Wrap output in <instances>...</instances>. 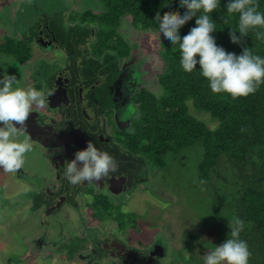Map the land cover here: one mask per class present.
<instances>
[{
	"label": "rangeland",
	"instance_id": "obj_1",
	"mask_svg": "<svg viewBox=\"0 0 264 264\" xmlns=\"http://www.w3.org/2000/svg\"><path fill=\"white\" fill-rule=\"evenodd\" d=\"M102 10L100 0H0V44L6 39L22 41L31 55L30 62L19 64L0 51V75L4 72L14 74L20 86L36 87L38 84L40 90L46 93L53 75L60 69L75 71L73 62L77 56L79 64L100 76L105 86L113 84L118 102H126L122 108L123 114L130 121L129 124H133L137 119H128L127 116L129 112L137 110L134 100L137 88L138 93L142 88L151 91L158 89L156 76L162 67L153 44L157 46L161 37L150 34V31H141L131 24L129 17L124 18L117 29L118 34L125 41L138 46L132 50L134 46L129 45L132 52L125 60L130 58L129 65L132 66L120 67L123 60L119 58L115 59L117 64L111 63L107 57L109 53H105L99 61H93L88 56L93 51L92 30L95 26L81 24L77 18L87 11L100 14ZM39 32L46 36L53 34L56 47L33 45ZM34 78L38 80L37 84H34ZM192 112L208 128L215 127L207 114ZM127 135V132L120 134V139L127 138ZM20 139H23L22 135ZM120 144L125 150L121 141ZM202 155V147L195 145L178 154H167L162 167L144 160L137 175L142 181L135 184L137 188L131 194L130 202L122 203L123 207L117 205V202L124 200L122 195L104 208H100L98 199L93 198L87 203L83 211L85 217L91 213L98 215L96 219L100 220L99 212L105 209L116 212V221L105 220L104 224L95 222V230L84 226L88 224L84 219L73 227L70 219L63 221L58 216L45 217L40 210L41 195L24 192L18 177L36 187L51 179L48 159L33 147L31 152L25 154L21 169L15 173L0 170V264H88V261L92 264V255H87L86 260L79 257L78 261L73 262L65 256L64 250L57 249L56 253L54 249L64 244H67L66 248H72L74 243H78L77 237H83V232L79 235L75 232L78 228H83L86 236L92 240H96L93 232L99 230L104 233L103 239L108 235L121 238L127 232L131 235L129 244L134 247L148 243L135 244L137 238L141 241L151 239L164 250V255L156 257V264H203V257L213 248L212 242L215 240L211 231H226L223 227L231 219L225 221L222 228H214L221 227L212 218L219 211L213 215L211 213L215 196L196 177V166ZM79 203L81 207L85 206L80 199ZM139 230V233H133ZM88 243L89 252H94L95 243ZM80 244L85 248L83 241ZM40 245L50 252L40 249L36 254V248Z\"/></svg>",
	"mask_w": 264,
	"mask_h": 264
},
{
	"label": "trees",
	"instance_id": "obj_2",
	"mask_svg": "<svg viewBox=\"0 0 264 264\" xmlns=\"http://www.w3.org/2000/svg\"><path fill=\"white\" fill-rule=\"evenodd\" d=\"M100 1L103 5L100 14L87 11L84 16L97 27V36L104 38L101 43L113 41L123 59L132 45L118 34L124 18L129 17L131 24L143 32L159 34L158 25L153 22L157 16L162 20L166 15L185 11L178 7L179 0ZM226 3L227 0H220L219 7L210 13L217 28L211 33L216 44L236 54L244 46L253 47L264 56V42L258 41L252 30L241 37V43L230 42L229 28L237 26L238 14L226 13ZM257 3L259 10L264 11V0ZM195 19L191 18L178 29L181 37L195 26ZM153 48L162 67L156 76L158 89L139 90L140 116L131 127L134 131L127 132V138L122 139V145L156 167L163 166L164 157L169 153L178 154L195 145L201 146L203 155L196 166V177L215 196L211 213L219 211L212 218L221 227H213L222 228L231 219L223 227L226 231H211L215 237L213 247L223 243L233 216H239L245 223L241 238L247 241L251 252L248 264H264V84L243 97L212 93L207 80L199 73V65L190 73L181 69L178 44L171 45L159 38ZM0 51L20 61L28 57L26 46L12 40L2 42ZM192 111L210 116L215 127L208 128ZM108 214L115 218L112 212ZM81 249L80 245L73 246L68 258L72 259Z\"/></svg>",
	"mask_w": 264,
	"mask_h": 264
},
{
	"label": "flooded vegetation",
	"instance_id": "obj_3",
	"mask_svg": "<svg viewBox=\"0 0 264 264\" xmlns=\"http://www.w3.org/2000/svg\"><path fill=\"white\" fill-rule=\"evenodd\" d=\"M84 13L78 16V22L92 25L91 20L86 19ZM97 33L98 29L95 26L92 30L93 51L88 57L92 58L93 61H99L105 53H109L107 57L111 63L117 64L115 59L119 58V60H123L120 67L132 66L129 65L130 58L125 60L132 51L129 50V54L123 59L114 42L102 44L101 40L103 41L104 38L101 35L98 37ZM49 36L39 32L33 45L41 48L56 47V38L53 34H49ZM13 42L26 46L22 41L15 40ZM132 45L134 49L138 47L135 43ZM26 48L28 49V57L24 61H20L11 55L7 56L12 57L19 64H26L31 61L29 48L27 46ZM79 62L80 60L75 56L73 62L75 71L60 69L53 75L49 90L45 93L47 95L49 91L53 92L47 98L48 104L43 108L34 106L32 113L25 121L26 128L22 136H29L32 148L38 149L48 159V167L51 172L50 181H45L36 187L19 177L17 180L21 181L24 192H36L37 195L38 193L41 195L39 198L40 210L43 211L45 217L57 218L58 216L63 221L70 219L73 227L84 219L88 222L84 226L97 230L93 223L102 222L104 224L105 220L116 221L115 216L113 218L110 214L105 215L108 212H112V214L116 212L105 209L102 213L99 212L100 220L96 219L98 216L96 214L89 213L85 217L83 211L88 206L87 203L93 198L94 200L98 199L100 208H104L110 206L115 199L122 195L124 200L117 202V205L123 207L122 203L130 202V196L137 188L135 184L142 181L137 177L138 169L141 168L147 158L140 154H133L127 149L123 150L120 144L122 141L120 134L129 133V127L133 126V124H129L130 121L123 114L122 108L126 102H118L113 84L110 83L105 86L100 76L94 75L90 68L82 67ZM34 80V84H37L38 80L35 78ZM36 88L41 89L38 84ZM105 88L108 89L105 90ZM138 89L134 95L137 110ZM51 106L56 107L51 108ZM98 106L101 107L98 109ZM88 141H92L94 145L108 151L113 156L117 173L114 176L110 174L101 182L71 185L63 175L62 165H66L67 161L73 159L77 150L84 149ZM128 152L130 154H127ZM23 172L27 175L26 171ZM79 199L80 202L84 201V207H81ZM136 220L137 218L135 223ZM99 231L93 232L96 240H92L86 236L83 228L76 229L75 232L78 235L83 232V237L82 235L78 236L79 242L74 243V246H81L80 242L82 241L86 245L85 248L82 247L80 251L71 256V261L76 262L79 257L86 260L87 255H92V264H156L154 263L156 257L164 255L162 246L153 243L151 239L141 241L137 238L135 244L148 243L147 245L137 244L134 247L129 244L131 235L127 232L121 238L108 235L103 239L104 233ZM139 232L140 230L133 233ZM87 240L95 243L94 252H89ZM66 245L54 247V249H56V253H58L57 249L64 250V254L68 258L67 255H69L71 248H66ZM40 249L50 252L40 245L36 248L35 253L40 252ZM88 264H91L90 261Z\"/></svg>",
	"mask_w": 264,
	"mask_h": 264
},
{
	"label": "clouds",
	"instance_id": "obj_4",
	"mask_svg": "<svg viewBox=\"0 0 264 264\" xmlns=\"http://www.w3.org/2000/svg\"><path fill=\"white\" fill-rule=\"evenodd\" d=\"M220 5V0H179L178 7L183 14L157 16L153 22L158 25V33L164 42L178 44L179 65L185 72H192L199 65V73L208 82L212 93H225L232 98L248 96L264 84V56L253 47L244 46L239 54L228 52L216 44L211 35L217 30L210 13ZM226 13L238 14L235 28H229L231 43H241V37L250 30L255 38L264 42V11L259 10L257 0H227ZM195 17V26L187 34L180 36L178 29ZM239 33L236 35L235 33ZM44 91L18 84L14 74L0 75V170L15 173L24 166L25 154L32 151L30 137L23 135L33 107L43 108L48 104ZM140 112L133 110L128 119H138ZM130 132L134 131L131 127ZM65 179L74 186L82 183H96L117 173L113 156L94 145L77 150L74 158L63 164ZM203 182V181H201ZM226 239L214 246L203 257V264H248L251 252L246 240L241 238L245 223L239 216H233Z\"/></svg>",
	"mask_w": 264,
	"mask_h": 264
},
{
	"label": "water",
	"instance_id": "obj_5",
	"mask_svg": "<svg viewBox=\"0 0 264 264\" xmlns=\"http://www.w3.org/2000/svg\"><path fill=\"white\" fill-rule=\"evenodd\" d=\"M55 107H56V106H51V108H55ZM161 256H162V255H161ZM161 256H160V257H161Z\"/></svg>",
	"mask_w": 264,
	"mask_h": 264
}]
</instances>
